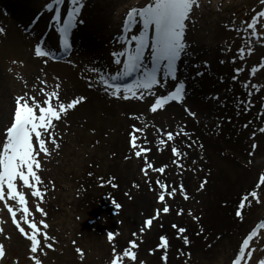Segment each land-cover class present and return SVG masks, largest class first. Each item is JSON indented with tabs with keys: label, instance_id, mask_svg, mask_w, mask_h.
<instances>
[{
	"label": "bare ground",
	"instance_id": "6f19581e",
	"mask_svg": "<svg viewBox=\"0 0 264 264\" xmlns=\"http://www.w3.org/2000/svg\"><path fill=\"white\" fill-rule=\"evenodd\" d=\"M78 1L86 5L84 16ZM145 2L0 0V157L15 134L24 153L43 148L39 160L88 161L90 167L71 172L83 211L94 210L104 169L129 190L124 173L130 165L173 162L177 170L159 184L177 198L204 171L205 186L195 195L203 200L195 203L193 196L189 211L178 212L184 208L178 202L156 212L145 190L158 187L133 176L144 187L118 195V217L96 223L123 229L115 246L133 249L142 264H183L189 255L191 264H227L215 255L219 243L230 254L228 264H264V215L251 224L258 215L254 203L264 196V106L249 107L233 72L226 76L215 63L217 49L198 46L201 40L182 24V38L165 36L166 47L157 43L154 55L173 53L180 64L176 79L162 73L141 87V78L153 77L143 63L155 43L145 34L158 18ZM62 25L72 51L60 59ZM131 58L141 65L137 85L124 78ZM170 92H183L194 112L186 104L179 108L182 99ZM200 163L195 173L186 168Z\"/></svg>",
	"mask_w": 264,
	"mask_h": 264
},
{
	"label": "rangeland",
	"instance_id": "374dc122",
	"mask_svg": "<svg viewBox=\"0 0 264 264\" xmlns=\"http://www.w3.org/2000/svg\"><path fill=\"white\" fill-rule=\"evenodd\" d=\"M145 1L146 10L158 17L153 22L154 25L148 27L145 38H150L154 43L157 38H164L165 35L180 40L184 34L181 26L186 25L185 31L190 34L191 30L192 36L201 40L198 41V46L206 50L217 49L216 56L221 60H215V63L222 67V72L227 69L226 76L233 72L240 89L247 91L245 102L249 107L250 104L264 106V0ZM76 4L83 10L82 15H86L84 1H78ZM188 17L190 18L187 20ZM217 29L221 32L215 35L213 31ZM157 32L165 35L156 36ZM144 40L146 39L141 42ZM210 43L213 44L212 47H208L211 46ZM153 51L154 49L150 54ZM216 74L219 75L220 72L217 71ZM171 76L175 78L176 73ZM179 96L183 101L179 107L186 104V107L194 112L190 104L184 101V96ZM207 97L211 96L208 94ZM254 110H257V107ZM206 118L203 117L204 120ZM14 136H11L8 146H5V152L0 157V264H142L143 261L136 257L133 249L115 246L116 237L123 232L122 228L117 231L105 222L96 223L98 220H114L118 217L121 208L118 202L121 200H118L117 196L121 195L123 198L132 189H142L144 185L138 182L140 180L158 187L155 190L152 187L145 190L153 195V209L156 208V212L160 208L167 212L178 202L184 203L183 207L186 208H179L178 212L189 211L191 207L186 205L193 203V196L195 203H201L203 200V196L196 199L195 195L201 193L202 187L205 186L202 177L204 171L194 181L193 186L177 198L167 188L160 187L167 174L174 173L173 162L161 168V165L157 166L152 161L141 160L136 168L130 165L124 173V176L130 179L129 190L127 185H120L112 171L102 170L105 177H101L100 184L97 182V197L95 205L92 206L94 210L83 211L80 209L83 205L82 192L79 187H73L76 183L73 173H78L86 165L90 167V163L83 161L78 166L72 160H39L43 148L27 147L24 153L21 149L24 145ZM133 139L132 136L130 140ZM204 142L206 144V141ZM97 165L100 168L99 164ZM200 165L202 166L200 163L195 167L186 168L195 173L202 170ZM175 169L177 170L176 167ZM133 176L138 177V180L135 181ZM114 180L116 184L112 183ZM101 185L110 189H102ZM117 191L115 195L114 192ZM254 204L258 215L253 217L255 220H252L251 224L259 221L264 215V196L258 198ZM178 212L174 215H184ZM97 224H101L99 229L96 228ZM259 224L262 225V222ZM88 227L92 229L87 231ZM140 231L141 229L137 234ZM215 239L219 240L220 237ZM221 245L218 244L214 253L220 259L225 258L228 264L230 254L225 255V248ZM147 257L148 255L144 259ZM187 257L183 264H191L190 255Z\"/></svg>",
	"mask_w": 264,
	"mask_h": 264
}]
</instances>
